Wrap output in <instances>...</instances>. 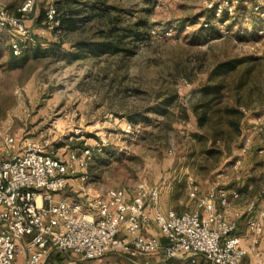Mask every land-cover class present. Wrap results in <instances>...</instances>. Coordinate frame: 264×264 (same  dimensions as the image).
Instances as JSON below:
<instances>
[{
	"label": "rangeland",
	"instance_id": "obj_1",
	"mask_svg": "<svg viewBox=\"0 0 264 264\" xmlns=\"http://www.w3.org/2000/svg\"><path fill=\"white\" fill-rule=\"evenodd\" d=\"M28 1L0 0V6L16 14ZM55 1L34 0L27 16L47 54L33 48L11 69L17 34L0 31V128L49 143L61 157L93 150L85 179L71 177L63 191L51 193L54 201L163 182V210H194L192 186L202 195L214 186L235 187L244 200L261 199L264 0H103L100 15L84 18L77 31L52 32L37 19ZM139 21L146 28L130 33ZM110 27L125 34L122 49L97 56L85 44L99 42ZM231 61L238 62L233 71L215 73ZM205 104L241 112L226 141L212 142L217 119L199 125Z\"/></svg>",
	"mask_w": 264,
	"mask_h": 264
},
{
	"label": "built area",
	"instance_id": "obj_2",
	"mask_svg": "<svg viewBox=\"0 0 264 264\" xmlns=\"http://www.w3.org/2000/svg\"><path fill=\"white\" fill-rule=\"evenodd\" d=\"M34 0L11 13L0 6V31L17 34L11 40V52L21 56L37 44V37L27 25ZM56 8L46 10L47 29L60 32ZM260 130H264V122ZM251 139L246 140L245 149ZM0 264H15L20 256L25 264H47L57 253H73L83 264H89L120 252L131 259L150 253H162L165 261L182 258L199 264H264L260 249L264 241V189L260 190L262 207L247 221L249 241L237 234L236 221L226 211L238 201L236 188L214 186L202 195L199 186L190 187L189 197L196 207L190 212L162 210L160 185L139 183L129 188L109 189L103 196L83 192V201H54L51 193L63 191L71 177L85 179L84 173L93 156L90 147L72 150L67 157L50 152L49 143L30 138L20 140L10 126L0 128ZM241 163L238 160L237 168ZM252 202L248 212L254 211ZM152 222L159 236H146Z\"/></svg>",
	"mask_w": 264,
	"mask_h": 264
},
{
	"label": "trees",
	"instance_id": "obj_3",
	"mask_svg": "<svg viewBox=\"0 0 264 264\" xmlns=\"http://www.w3.org/2000/svg\"><path fill=\"white\" fill-rule=\"evenodd\" d=\"M103 0H57L55 1L56 8V18L60 21V26L57 30L65 31V32H74L77 31L80 27V22L88 17H98L100 15L101 5H103ZM16 15H20L19 12ZM87 15V16H86ZM37 22L40 24L48 25L46 10L42 12V14L38 17ZM147 23L144 21H139L128 30L130 33L139 34V31L145 29ZM120 30L110 27L104 34V38H102L99 42H92L90 44H85L86 47L91 49L92 53L95 55H101L107 52L116 53L121 51L123 41L125 38V34L119 32ZM35 48L37 52H42L43 54H47V48H43V45L37 41V44L28 50H26L21 56H14L10 59L9 65L11 69H15L23 63L25 58L29 55L31 49ZM78 55L77 53L74 54ZM77 57V56H76ZM237 61L226 62L220 64L215 73L224 75L230 71H233L236 68ZM216 90L218 88H215ZM207 91V90H206ZM218 92V90H217ZM206 109L200 114L198 118V123L201 127H205L212 120L217 119L214 123L216 124L215 138L212 140L213 143H217L219 138L222 141H226L227 132L236 128V122L233 120V116L241 113L237 108H232L230 106H226L225 108L214 109L210 105L205 104ZM226 112L228 115V119L224 120L223 112ZM81 175V174H80ZM79 175V176H80ZM245 219L247 216L244 217ZM191 264V262L189 261Z\"/></svg>",
	"mask_w": 264,
	"mask_h": 264
},
{
	"label": "crops",
	"instance_id": "obj_4",
	"mask_svg": "<svg viewBox=\"0 0 264 264\" xmlns=\"http://www.w3.org/2000/svg\"><path fill=\"white\" fill-rule=\"evenodd\" d=\"M246 187L248 190H252L253 186L251 184H247ZM235 188V187H234ZM229 189V188H228ZM237 189V188H236ZM241 197L238 201L234 202L232 207L226 211V217L231 221H236L235 214L241 213L243 214L242 218L237 220V234L243 237V243H247L249 241V233L247 229V221L251 217H255L258 215L261 207H262V197L259 196L261 199H257L256 197L243 199V195L241 193V190L238 189ZM252 202H256V206L254 208V211L249 213L248 208ZM173 207H168L164 211H167L168 209H172ZM175 209V208H173ZM163 210V209H162ZM247 216L245 219L244 217ZM144 234L146 236H159L161 237L160 229L157 226L156 223L152 222L149 228L144 230ZM264 236V233H263ZM161 240L164 241V239L161 237ZM260 249L264 253V241L260 244ZM198 263L199 264H207V262L204 260L202 256H197ZM247 262L250 264H253V260L251 258L247 259ZM26 263V257L20 256L17 259V262L15 264H25ZM47 264H83L79 258V256L73 254V253H53L50 258L48 259ZM89 264H190L188 260L177 258L172 259L170 261H165L163 258L162 253H150L147 255H143L140 258L137 259H131L127 257L126 255L121 254L120 252H111L107 256L93 260L89 262Z\"/></svg>",
	"mask_w": 264,
	"mask_h": 264
}]
</instances>
